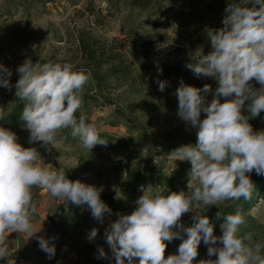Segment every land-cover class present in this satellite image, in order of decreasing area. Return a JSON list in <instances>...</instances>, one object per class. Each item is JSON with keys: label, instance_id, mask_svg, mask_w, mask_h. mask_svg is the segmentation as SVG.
I'll list each match as a JSON object with an SVG mask.
<instances>
[{"label": "clouds", "instance_id": "clouds-1", "mask_svg": "<svg viewBox=\"0 0 264 264\" xmlns=\"http://www.w3.org/2000/svg\"><path fill=\"white\" fill-rule=\"evenodd\" d=\"M253 4L251 8L236 4L227 7L223 27L208 32L212 51L195 54L194 62L186 65L197 77H214L218 81L211 102L206 104L202 95L211 91L207 84L201 90L181 81L175 92L179 117L198 131L195 146H181L172 154L190 161L194 183L189 181L188 192L167 195L141 186L143 195L136 201V209L131 214H117L118 219L105 232L116 264H193L202 240L208 246L207 255L217 259L201 260L199 264H264V245L249 246L245 241L251 240V234L238 235L245 224L239 206L234 214L223 216L220 237L213 234L214 227L207 216H195L197 222L187 229L181 223L182 216L193 210L241 198L251 200L254 184L248 174L253 170L264 174V131L254 132L248 117L242 114L245 101H251L248 110L252 117L264 111V0H253ZM17 71L20 78L15 96L23 102L20 119L30 132L29 143L54 147L57 133L70 129V135L89 151L97 144L106 146L107 140L94 124L87 122L86 115H76L83 105L89 74L74 70L70 63L33 64L31 60ZM11 75L8 68L0 65V86L9 88ZM253 79L261 85L259 89L250 86ZM157 83L164 91L166 82ZM233 94V99L220 102L219 97ZM201 112L206 114L203 120ZM40 159L36 148L23 147L14 132L0 127V259L7 258L6 264H16L9 252V234L30 233L31 237L37 233L32 223L37 211L34 187L47 189L51 197L77 206L86 204L100 223L105 213L111 214L100 198L102 189L69 180L61 168L52 171L42 167ZM220 216L217 213V218ZM181 230L187 232V239L179 245L178 254L165 256L167 243L179 238ZM97 232L96 228L91 230L89 241ZM217 241L222 246H217ZM39 247L49 259L55 255V245L43 237ZM99 257H106L102 248Z\"/></svg>", "mask_w": 264, "mask_h": 264}, {"label": "rangeland", "instance_id": "rangeland-1", "mask_svg": "<svg viewBox=\"0 0 264 264\" xmlns=\"http://www.w3.org/2000/svg\"><path fill=\"white\" fill-rule=\"evenodd\" d=\"M248 1L253 3V0ZM243 3L244 0H52L43 7L32 4L26 10L20 0H0V65L8 68L12 75L26 60H31L33 64L39 60L70 63L76 70L82 64L77 41L84 39L93 44L97 54L106 53V59L118 57L119 60L114 61L115 67L122 65L131 73V77L123 83L115 81L117 77L108 80V86L101 92L106 102L99 97H95V102L91 101L86 114L87 122L94 124L99 133L117 137L127 136L125 125H141L148 131L147 135L139 136L145 146L132 153V157L119 149L100 153L89 151L78 140H57L58 133L54 147L42 142L29 143L28 129L16 134L17 142L25 148L37 149L41 156L38 161L40 166L52 171L61 168L69 180H79L102 189L100 195L118 193L122 181L117 182L109 169L117 165L122 167L127 159L133 161V166L140 160L149 161L154 173L160 171L163 177H169L171 171L178 168L187 169L190 175V161L179 160L180 157L175 154L161 155L159 152L165 144L164 135L177 133L184 139L195 135L198 129L188 125L178 115L175 92L181 82L160 91L156 80L166 69L182 62L193 63L195 54L202 52L207 55L212 51L208 32L223 27L227 7L233 4L243 6ZM199 77L194 87L202 90L204 83H209L211 91L206 94L202 92V95L205 103H210L217 89L214 85L218 81L214 77ZM252 81L259 85L256 89L261 87L255 79ZM233 98L234 95L219 97L221 103ZM0 100H5L1 91ZM115 109L123 112L127 119L116 114ZM204 118L206 114L201 112L200 119ZM252 128L254 132L264 131V122L256 123ZM179 147L181 144L177 149ZM190 182L194 183L191 177ZM188 184L176 189L188 192ZM147 187L151 191L165 192L164 186L156 187L152 182ZM139 197L127 211L117 214H131L137 207ZM62 201L65 200L51 197L47 189L41 191L36 206L38 219L32 222L33 231L37 233L31 237L36 241L30 247L19 236L30 237V233L9 234V252L16 264H33V260L38 258L27 253L31 250L36 253L41 251L39 239L45 238L48 217ZM117 214L104 216L103 223L96 221L93 227L98 230V252L101 248L104 250L107 264H116L105 232L118 219ZM249 215L264 223V200L259 199ZM218 231H221V227ZM180 244L168 242L165 256L178 254ZM217 246H221L219 241ZM207 249L202 240L193 264L217 259L216 256L209 257ZM262 254L264 249H261ZM6 259H0V264H6ZM74 262L75 256L69 253L64 260L54 264Z\"/></svg>", "mask_w": 264, "mask_h": 264}, {"label": "trees", "instance_id": "trees-1", "mask_svg": "<svg viewBox=\"0 0 264 264\" xmlns=\"http://www.w3.org/2000/svg\"><path fill=\"white\" fill-rule=\"evenodd\" d=\"M21 5L25 7L26 10L30 6H44L50 3L52 0H20ZM254 4L251 2L243 3L242 7H253ZM256 7H259L256 5ZM78 50L80 57L82 58V64L76 70H84L86 74L90 75L88 83L84 86L83 90V105L82 108L76 113L77 118L81 113L87 114L90 109L91 101L95 102V97H99L102 102H106L105 97L102 95V90L106 88L107 82L110 78L117 77L114 80L117 82H125L131 77L130 71L120 65L116 68V63L118 57L112 56L110 59H106L108 56L105 53L97 54L95 47L88 41L80 39L77 41ZM111 56V55H110ZM39 62H46L44 60H39ZM58 63H60L58 61ZM191 62H182L166 69V72L162 76L157 77L156 86L159 89L157 81L166 82L165 89L178 82L184 81L185 85L195 86V80H199L200 77L191 73V70L186 67V65ZM20 78L19 73L15 72L11 77H8L10 87L5 88L0 86V91L5 100H0V112L3 113V119H0V127L6 128L15 134L20 133L27 129L24 122L20 119L23 102L19 101L15 96V85ZM214 86L218 88V82ZM209 85V83H204V85ZM253 89L258 88V84L254 83L252 80L249 82ZM97 93V94H96ZM234 95V94H233ZM2 97V96H1ZM251 101H245V106L242 109V114L248 117L249 124L253 127L256 123L264 122V111L256 116L252 117L249 110L248 104ZM105 104V103H104ZM113 104V102L111 103ZM115 113L119 114L123 118L127 119L123 112L119 109H115ZM112 126H115L113 124ZM126 137H117L109 134L100 133L101 137L107 140V144L100 145L97 144L91 150L100 153L106 150H122L126 153H134L138 148L145 146L139 136H145L148 134L147 129L141 125H135V127H128ZM57 140H71L73 142L78 139H74L70 135V129H64L58 132ZM164 147H162L159 152L162 154L171 155L177 146L181 144L193 145L197 143V133L192 137H186L184 139L180 138L177 133H168L164 135ZM133 161L127 159L122 165V167L113 166L109 169L110 175L117 181H122L121 188L116 195L110 193H104L100 195L101 200L111 209V214L105 213L104 216H110L117 213H122L127 211L134 203L137 197H139L143 191L141 186L147 187L149 182H152L154 186L161 187L164 186L165 192L163 194L167 195L171 192H179L177 187H184L190 181V175L187 173V169L178 168L171 171L169 177H163L158 171L154 173V169L149 165V161L140 160L136 162V165H132ZM155 174V175H154ZM250 179L254 184V190L252 193L251 200L245 201L241 198L239 201H226L220 206H210L206 210H196L195 213L192 211L184 214L181 218V223L184 229L194 226L197 222L194 217L197 215L207 216L210 223L214 227V235L217 237L222 236V230L218 231L220 225L224 222L223 216L227 214H234L237 207L239 206L245 216V224L241 225L239 228L238 235L243 236L245 234H251V240L245 241L249 246H255L257 243L264 245V223H259L257 219L251 217L250 212L256 207L258 200H264V174H257L255 170L248 174ZM43 189L39 187H34L32 189L33 203L37 206V202L40 199V193ZM217 213H221L220 218H217ZM37 212L34 215L32 222L37 221ZM96 219L91 214V209L85 204L77 206L69 201H62L54 211L48 217V226L45 233V239L49 240L50 243L55 245V255L49 259L48 254L44 251H39L36 253L31 250L27 253L28 256L34 255L38 258L33 260V264H54L58 261L64 260L67 254L71 253L75 256L74 264H107L104 258L99 257V252L97 248L96 238L89 241L88 237L95 226ZM187 239V232L181 230V235L179 238L174 239L172 242L178 245ZM222 246V245H221ZM264 249V247H262ZM264 255V254H262Z\"/></svg>", "mask_w": 264, "mask_h": 264}, {"label": "crops", "instance_id": "crops-1", "mask_svg": "<svg viewBox=\"0 0 264 264\" xmlns=\"http://www.w3.org/2000/svg\"><path fill=\"white\" fill-rule=\"evenodd\" d=\"M10 234H11V233H10ZM16 235H19V234H16ZM19 236H21L25 241H27V245H28V247H30L31 244H34L35 241H36L35 238L29 237V236H25V237L22 236V235H19Z\"/></svg>", "mask_w": 264, "mask_h": 264}]
</instances>
